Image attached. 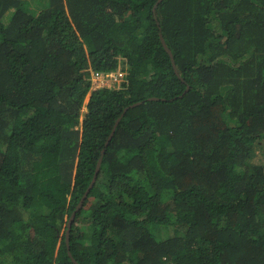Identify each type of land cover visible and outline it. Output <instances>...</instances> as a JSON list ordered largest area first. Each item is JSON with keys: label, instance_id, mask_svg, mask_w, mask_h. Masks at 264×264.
Returning a JSON list of instances; mask_svg holds the SVG:
<instances>
[{"label": "trees", "instance_id": "trees-1", "mask_svg": "<svg viewBox=\"0 0 264 264\" xmlns=\"http://www.w3.org/2000/svg\"><path fill=\"white\" fill-rule=\"evenodd\" d=\"M257 142L264 0H0V264H264Z\"/></svg>", "mask_w": 264, "mask_h": 264}, {"label": "built area", "instance_id": "built-area-1", "mask_svg": "<svg viewBox=\"0 0 264 264\" xmlns=\"http://www.w3.org/2000/svg\"><path fill=\"white\" fill-rule=\"evenodd\" d=\"M123 77V72L117 69L116 71L109 74H102L96 72L94 75V81L99 86H111L117 85Z\"/></svg>", "mask_w": 264, "mask_h": 264}, {"label": "clouds", "instance_id": "clouds-1", "mask_svg": "<svg viewBox=\"0 0 264 264\" xmlns=\"http://www.w3.org/2000/svg\"><path fill=\"white\" fill-rule=\"evenodd\" d=\"M117 69H119L120 71L123 72V77L121 78L120 82L117 83V85L99 86V85H97V83H95V81H94V75H95L96 72H99V73H102V74H109V73H112V72L116 71ZM126 75H127V72H126V70L124 68V63H122L120 61H119V64H118L117 68L114 69V70H110V71H99V70L92 69L91 70V75H90L91 88H90V91L88 93L89 97H90V93L91 92H93L95 90H98V89H101V88H111V87H118V86L120 87V85H121L122 81L125 79ZM69 220H68V223L67 224H69ZM68 228H69V226H68ZM68 228H67V231H68ZM69 233H70V228H69ZM66 235H67V232H66Z\"/></svg>", "mask_w": 264, "mask_h": 264}, {"label": "water", "instance_id": "water-1", "mask_svg": "<svg viewBox=\"0 0 264 264\" xmlns=\"http://www.w3.org/2000/svg\"><path fill=\"white\" fill-rule=\"evenodd\" d=\"M161 41L163 42L164 47L167 48V45H166V43H165V41H164V38H163L162 36H161ZM169 53H170V52H169ZM170 55H171V53H170ZM173 65H174V67L176 68L175 62H173ZM153 99H155V98H153ZM135 104H136V103H135ZM119 121H120V118L116 121V123H115V125H114V127H113V129H112V131H111V134H110V136H109L107 142H109V141L112 139V137H113V135H114V133H115V130H116V127H117ZM102 153H104V150H103ZM101 160H102V158L99 159V161H98V163H97L96 171H95L94 177H93V179H92V181H91L90 188L94 185V183H95V181L97 180V177H98V175H99L100 167H101ZM85 197H86V194L84 195L82 201L84 200ZM82 201H81V202H82ZM74 216H75V213H73V214L71 215V218H70V220H69V224H68L69 228H70V223H71V221L74 219ZM69 228H68V231H67V237H68V235H69ZM67 242H68V239H67Z\"/></svg>", "mask_w": 264, "mask_h": 264}, {"label": "rangeland", "instance_id": "rangeland-1", "mask_svg": "<svg viewBox=\"0 0 264 264\" xmlns=\"http://www.w3.org/2000/svg\"><path fill=\"white\" fill-rule=\"evenodd\" d=\"M32 7H34V11H36L37 7L33 4H31ZM89 100V95H87L86 99H85V104L88 102ZM86 108H84L85 110ZM260 145V142H257V148H256V155H255V161L257 163H261L264 165V151L263 149H260L258 146Z\"/></svg>", "mask_w": 264, "mask_h": 264}, {"label": "bare ground", "instance_id": "bare-ground-1", "mask_svg": "<svg viewBox=\"0 0 264 264\" xmlns=\"http://www.w3.org/2000/svg\"><path fill=\"white\" fill-rule=\"evenodd\" d=\"M82 205H83V201L79 203V205H78V209H77V210H79V209L82 207ZM71 224H72V221H71V223H70V226H71ZM67 225H68V224H67Z\"/></svg>", "mask_w": 264, "mask_h": 264}]
</instances>
